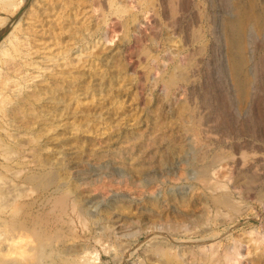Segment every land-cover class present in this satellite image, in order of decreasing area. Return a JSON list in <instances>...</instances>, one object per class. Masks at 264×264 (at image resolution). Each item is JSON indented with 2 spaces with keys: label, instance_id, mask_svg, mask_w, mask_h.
Here are the masks:
<instances>
[{
  "label": "rangeland",
  "instance_id": "374dc122",
  "mask_svg": "<svg viewBox=\"0 0 264 264\" xmlns=\"http://www.w3.org/2000/svg\"><path fill=\"white\" fill-rule=\"evenodd\" d=\"M50 1L0 0V264H166L173 254L152 243L188 240L208 217L223 245L247 242L245 261L261 252L264 73L242 97L213 52L226 0H188L180 25L159 0H75L76 39L69 12L44 11ZM58 30L73 60L52 59ZM248 176L250 197L232 186Z\"/></svg>",
  "mask_w": 264,
  "mask_h": 264
},
{
  "label": "bare ground",
  "instance_id": "6f19581e",
  "mask_svg": "<svg viewBox=\"0 0 264 264\" xmlns=\"http://www.w3.org/2000/svg\"><path fill=\"white\" fill-rule=\"evenodd\" d=\"M96 1V0H95ZM116 0H111L110 4H114ZM120 1V0H119ZM129 0H127L126 2H128ZM210 1V0H209ZM214 1V0H212ZM101 2V1H100ZM99 2V0H97L98 4H101ZM125 2V3H126ZM135 2V1H134ZM133 2V3H134ZM190 2V1H189ZM96 3V4H97ZM104 3V2H103ZM106 3V2H105ZM130 3V1L128 2ZM157 3V1L155 2ZM212 3V2H211ZM216 3V1H215ZM46 4V3H45ZM108 4V3H107ZM132 4V3H130ZM159 4L161 6V12L162 15H164V17L167 18H171L173 20H176L177 23H179V25L181 24V19L180 16L182 15V11H185L188 5V0H159ZM221 4V3H220ZM193 5V4H192ZM197 5V4H196ZM218 5V4H217ZM96 6V5H95ZM98 6V5H97ZM96 6V7H97ZM147 6H149V4H147ZM146 6V7H147ZM226 6L227 9H229L228 11L231 12V16H229V18L224 17V14H220L218 17H215V22H213L215 25V27H213L214 29H211L210 32H212V41H215L217 43L215 49L213 52L218 51L220 54L224 53L225 54V58H226V62L228 63L226 66L227 71L233 76L235 83H236V87L239 91V93L241 94L242 97H250L252 89L253 91L257 90V78L259 77V75H263L264 70H262V68H264V61H262V58L264 59V52L260 53L258 55V49H263L264 50V0H226ZM100 7V6H98ZM152 7V6H150ZM62 8V12H71L75 9L78 8V4L75 0H66V1H60V0H51L47 6L44 5V11L51 13L53 12V10H57V9H61ZM102 8V7H101ZM156 9V8H155ZM210 9V8H209ZM117 10V9H116ZM114 11V10H113ZM148 12V11H145ZM158 12V11H157ZM239 12V13H238ZM190 13V12H189ZM238 13V14H237ZM135 15V14H134ZM218 15V14H217ZM185 16V15H184ZM215 16V15H214ZM63 17V14H62ZM69 20L71 21V38L72 39H76L75 34H77V30L76 28L77 25H74V23L76 22V17H74L71 13L69 14ZM40 18V17H39ZM38 18V19H39ZM184 19V18H183ZM211 19V18H210ZM37 20V18H36ZM128 20V19H127ZM170 20V19H169ZM185 20V19H184ZM144 21V20H143ZM186 21V20H185ZM195 21V20H194ZM38 22V21H37ZM141 21H137L135 22V27L138 28L141 26ZM196 22V21H195ZM18 23V22H17ZM65 23V22H64ZM123 23V22H122ZM127 23V22H125ZM145 23H148L147 21ZM167 22L165 21V24ZM170 23V21L168 22ZM188 23V22H187ZM34 24V22H33ZM117 21H114V26L117 25ZM158 24V22H157ZM176 24V23H175ZM199 24V23H198ZM197 22L196 24H192L189 26L185 25L186 29H188L187 31V35L189 37V42L192 41V38L195 36L193 35V33H195L200 29V24L198 26ZM65 24H62L61 28L64 27ZM123 25V24H122ZM183 25V24H182ZM181 25V26H182ZM194 25H197L196 27ZM53 27H55V25H51ZM113 26V27H114ZM194 26V27H193ZM211 26V25H210ZM80 28V27H79ZM99 28V27H98ZM180 28V26L178 27ZM211 28V27H210ZM112 29V27H111ZM185 29V28H184ZM50 30V29H49ZM137 30V29H136ZM203 30V29H202ZM208 30V29H207ZM62 31V30H61ZM64 32V31H63ZM144 33V32H142ZM182 33V32H181ZM209 33V32H208ZM56 34V33H53ZM63 33H58L53 36V43L57 48V52L53 53L52 59L54 60H58L61 57V54L64 53V57L66 56V58H70L71 60H73V58L71 57L73 54V50L74 47L73 45H67L62 47V44L64 43V38L61 36ZM197 35V34H196ZM210 35V34H209ZM113 36V35H112ZM145 36V35H143ZM199 39V35H197ZM140 37V35H139ZM142 37V36H141ZM201 37V36H200ZM135 38H137L135 36ZM261 39V45L259 44V42H257L258 39ZM148 39V38H147ZM156 39V38H155ZM214 39V40H213ZM71 40V39H70ZM136 40V39H135ZM141 39L137 38V41ZM144 40V38L142 39ZM171 40V39H170ZM136 41V42H137ZM47 42V41H46ZM194 42V40H193ZM28 44V43H27ZM212 43H208V45H210ZM144 45V44H143ZM141 45V46H143ZM187 45V44H186ZM207 45V44H206ZM45 46V45H44ZM205 46V45H204ZM214 46V45H211ZM147 47V46H146ZM137 48V47H136ZM19 49V48H18ZM145 49V48H144ZM195 49V51H198L200 54L201 53V46L198 45L197 47L193 48ZM209 48H207L208 50ZM179 50V49H178ZM192 50V49H191ZM180 51V50H179ZM194 52L193 55H196L198 53L195 54V51L192 50ZM205 51V50H204ZM212 51V50H211ZM66 52V54H65ZM191 52V53H193ZM217 52V53H218ZM143 53V52H142ZM148 53V52H147ZM169 53V52H168ZM190 53V52H189ZM190 53V54H191ZM206 53V52H205ZM212 53V52H211ZM186 54V53H185ZM130 55V54H129ZM145 55V53L143 54ZM63 56V55H62ZM190 55H188L189 57ZM200 56V55H199ZM204 56V55H203ZM146 57V56H145ZM184 57V56H183ZM201 57V56H200ZM143 58V57H142ZM191 58V56H190ZM211 58V57H210ZM146 59V58H145ZM179 59H182L181 57ZM201 59V58H199ZM205 59V58H203ZM224 59V58H223ZM152 60V59H151ZM162 60V58H161ZM183 62V60H181ZM212 61V59H211ZM165 62V61H164ZM187 62V61H185ZM204 62V61H203ZM30 63V62H29ZM181 63V62H180ZM164 64V63H162ZM161 64V65H162ZM166 64V62H165ZM184 64V63H183ZM182 64V65H183ZM186 64V63H185ZM199 64V63H198ZM160 65V68H162V65ZM191 67V66H190ZM189 68V67H188ZM165 69V67H164ZM177 69V68H176ZM192 69V68H191ZM158 70V69H157ZM162 70V69H161ZM186 70V69H185ZM184 70V71H185ZM151 71V70H150ZM163 71V70H162ZM161 71V72H162ZM180 71V70H178ZM182 71V70H181ZM183 71V72H184ZM195 71V70H194ZM197 71V70H196ZM189 72V70H188ZM163 73V72H162ZM161 73V74H162ZM177 73V72H176ZM185 73V72H184ZM212 73V71H211ZM194 74V73H191ZM152 75V74H151ZM162 76V75H161ZM195 76V74H194ZM208 76V75H207ZM157 77V76H156ZM187 77V76H186ZM190 77V75H189ZM193 77V76H192ZM191 78V77H190ZM189 78V79H190ZM155 79V77H154ZM161 79V78H160ZM176 79V78H174ZM193 79V78H192ZM157 81V80H156ZM173 81V80H172ZM177 81V80H176ZM192 81V80H191ZM180 81H178L179 83ZM156 83V82H155ZM174 83V82H173ZM171 83V84H173ZM177 83V82H176ZM169 85V84H168ZM180 85V84H179ZM165 89L167 88L166 85ZM163 86V87H164ZM170 86V85H169ZM182 86V85H181ZM234 87V86H233ZM180 88V87H179ZM184 88V87H183ZM235 88V87H234ZM168 89V88H167ZM195 89V88H194ZM261 90V89H260ZM172 91V90H171ZM182 91V89H181ZM188 91V90H187ZM201 91V90H200ZM208 91V90H207ZM237 91V92H238ZM191 92V91H190ZM206 92V91H205ZM260 92V91H259ZM181 93V92H180ZM186 93V92H185ZM194 93V92H193ZM187 94V93H186ZM206 94V93H205ZM168 95V93H167ZM189 95V94H188ZM217 95V94H216ZM253 95V93H252ZM210 96V95H209ZM195 97V96H194ZM220 97V96H219ZM193 98V97H192ZM221 98V97H220ZM37 99V98H36ZM207 99V98H206ZM250 99V98H249ZM205 100V99H204ZM194 101V100H193ZM230 102V101H229ZM217 103V102H216ZM221 104V103H220ZM225 103H223L224 105ZM240 104V103H239ZM242 104V103H241ZM23 105V104H22ZM194 105V104H192ZM253 105V104H252ZM219 106V104H218ZM227 106V105H226ZM229 107V106H228ZM224 108V107H223ZM227 109V108H225ZM206 110V109H205ZM204 110V111H205ZM224 110V109H223ZM220 111V110H219ZM227 111V110H226ZM237 111V110H235ZM199 112V111H198ZM211 112V111H210ZM221 112V111H220ZM212 114V113H211ZM222 115L224 114L223 112L221 113ZM220 114V115H221ZM227 114V113H225ZM224 114V115H225ZM209 115V114H208ZM219 115V116H220ZM221 115V116H222ZM199 116V115H198ZM229 116V115H228ZM236 116V115H235ZM227 116H223V118H225ZM216 118V116H215ZM259 118V117H258ZM218 119V118H217ZM221 119V118H220ZM229 119H231L229 117ZM256 119V118H255ZM254 119V120H255ZM203 120V119H202ZM227 120V119H226ZM42 121V120H41ZM221 121V120H220ZM230 121V120H229ZM198 122V121H197ZM264 122V121H263ZM200 123V122H199ZM218 123V122H217ZM231 123V121H230ZM196 124V123H195ZM224 125V123H222ZM241 124V123H240ZM262 124V123H261ZM204 125V124H203ZM227 125V124H226ZM230 125V124H229ZM242 125V124H241ZM239 125V126H241ZM247 125V124H246ZM256 125V124H255ZM264 125V123H263ZM231 126V125H230ZM234 126V124H233ZM257 126V125H256ZM257 128V127H256ZM207 129V128H206ZM232 129H234L232 127ZM203 131V130H202ZM251 131V130H249ZM206 132V131H205ZM209 132V131H208ZM242 132V130H241ZM202 133V132H201ZM210 133V132H209ZM169 134V133H168ZM231 134V133H230ZM233 136V135H232ZM263 136V135H262ZM225 138V137H224ZM227 138V137H226ZM248 142V140H247ZM209 143V142H208ZM243 143V142H242ZM244 144V143H243ZM248 144V143H247ZM201 145V144H200ZM210 145V144H209ZM206 146V145H205ZM240 146V145H239ZM246 146V145H245ZM249 147V145H248ZM204 148V147H202ZM201 148V149H202ZM206 148V147H205ZM244 148V147H243ZM255 148V145H254ZM257 148V147H256ZM260 148V147H259ZM200 149V150H201ZM222 149V148H221ZM195 151V150H194ZM199 151V150H198ZM248 151V150H247ZM206 153V151H203V153ZM208 152V151H207ZM197 153V152H196ZM203 153L200 154L203 156ZM204 153V154H205ZM194 154V153H193ZM248 154H250L248 152ZM196 155V154H194ZM225 155V154H223ZM261 156V155H260ZM259 156V157H260ZM195 157V156H194ZM201 157V156H200ZM244 157V156H243ZM246 157V156H245ZM244 157V158H245ZM258 157V158H259ZM196 158V157H195ZM198 158V157H197ZM196 158V159H197ZM262 158V157H260ZM251 160V159H250ZM255 160V159H252ZM257 160V159H256ZM202 161V160H201ZM211 161V160H210ZM218 161V160H217ZM243 161V160H242ZM246 161V160H245ZM249 161V160H248ZM250 162V161H249ZM239 163V162H238ZM252 163V162H251ZM204 167V166H203ZM251 167V165H250ZM263 167V166H262ZM208 168V167H206ZM256 168V167H255ZM230 169V168H229ZM232 169V168H231ZM242 169V167H241ZM207 170V169H206ZM260 170V169H259ZM197 171V170H196ZM201 171V170H200ZM228 171V170H227ZM245 171V169H244ZM205 172V171H204ZM207 172V171H206ZM211 172V171H210ZM229 172V171H228ZM231 172V171H230ZM236 172V171H235ZM246 172V171H245ZM201 173V172H200ZM203 173V171H202ZM209 174V173H208ZM231 174V173H230ZM229 174V176H230ZM249 175V174H248ZM200 176V175H199ZM228 176V177H229ZM232 177H234V175L231 174ZM261 176V175H260ZM202 177V176H201ZM206 177V176H205ZM208 177V176H207ZM238 177V176H237ZM245 177V176H244ZM263 177V176H262ZM248 182H242L239 179H237L236 177L233 178L235 180H233V189L236 192H239L240 194H243L245 196V194L248 196L251 193V186H250V182L252 181L253 178L249 177ZM232 179V178H230ZM229 179V180H230ZM203 180H204V176H203ZM201 181V180H200ZM204 182V181H203ZM218 182V181H217ZM258 182V181H256ZM206 183V182H205ZM232 183V181H231ZM209 184V183H208ZM264 184V183H263ZM205 185V184H204ZM253 185V184H251ZM211 186V185H210ZM209 187V186H208ZM9 189V188H8ZM21 189V188H20ZM261 190V189H260ZM1 191V190H0ZM256 191V190H255ZM17 193V192H16ZM228 193V192H227ZM5 193L0 192V199H2L0 202V205H4L5 201H3ZM232 195V194H231ZM217 196V195H216ZM253 196V195H252ZM255 196V195H254ZM219 197V196H218ZM227 197V196H225ZM250 197V195H249ZM6 199V198H5ZM215 200V199H214ZM219 200V199H218ZM217 201V200H216ZM231 201V200H230ZM8 202V201H7ZM6 202V203H7ZM66 203V202H65ZM237 203V202H236ZM63 204V203H62ZM226 204V203H225ZM64 205V204H63ZM228 205H231L230 203ZM235 205V204H234ZM235 208V207H234ZM219 209V207H218ZM217 209V210H218ZM236 209V208H235ZM238 210V209H237ZM227 211V210H226ZM237 212V211H236ZM211 213V211H210ZM238 213V212H237ZM222 214V213H221ZM231 215V214H229ZM228 215V216H229ZM210 216V215H209ZM206 218V217H205ZM204 218V219H205ZM216 218V217H215ZM233 218V217H232ZM218 220V219H216ZM220 220V219H219ZM230 220V219H229ZM181 221V220H180ZM203 221V220H201ZM176 222V221H175ZM230 222V221H229ZM228 223V221H227ZM204 225H202V227L204 226V229L201 233H192L190 234V238L188 240H183V239H177V238H173L170 241H166L164 239H161L160 241L156 240L157 242L152 243L153 247L151 248L155 255L160 254H173L174 259L176 260H172V261H166V264H169V262L174 263V264H251V262H254L256 264H264V249H260L261 252H259L258 254L254 255L253 257L247 259L249 260L248 262L245 261V257L247 255H249L250 253V248L248 246H246L245 243H247L240 238V239H230L231 241L228 243H225L224 245L222 244V240L220 239V237L222 236V234H220L219 229L217 230L216 228H218L219 224L217 223V221H215L214 218L212 217H208L205 221H204ZM211 224L212 227L209 225ZM223 222L221 223L222 226ZM231 224V223H230ZM174 225V224H173ZM196 225V224H195ZM194 225V226H195ZM199 226V224H198ZM214 226V227H213ZM196 227V226H195ZM193 227L195 230L196 228ZM176 228V227H175ZM193 229V230H194ZM253 229V228H252ZM191 231V230H190ZM198 231V230H197ZM199 232V231H198ZM244 232V231H243ZM253 232V231H252ZM139 233V232H138ZM255 234V238L254 241L256 242V246H254L255 248H259L261 247L260 244L258 243L260 240L259 236H256V233L253 232ZM163 234V233H162ZM174 235V234H173ZM192 235V237H191ZM225 235V234H224ZM21 237V236H19ZM168 238V236H167ZM225 238V237H224ZM233 238V237H232ZM253 238V237H252ZM252 238H250L249 240H251ZM2 239V238H1ZM155 239V238H154ZM160 239V238H159ZM21 241L23 239H20ZM10 241V240H9ZM19 241V240H18ZM228 241V240H227ZM263 241V240H262ZM29 242V241H28ZM32 242V241H31ZM13 243V242H12ZM33 243V242H32ZM258 243V244H257ZM261 243V242H260ZM30 244V243H29ZM262 245V244H261ZM36 246V245H35ZM41 246V245H40ZM43 247V246H42ZM244 247V248H243ZM146 248V247H145ZM253 248V247H252ZM17 250V249H16ZM40 250V248H39ZM151 250V251H152ZM28 251V250H27ZM44 251V250H42ZM13 251L11 254V257L14 261H16L17 258H19V255ZM33 252V251H32ZM37 252V251H36ZM26 253V252H25ZM28 253V252H27ZM125 253V252H124ZM30 254V253H29ZM253 263V264H254ZM57 264V263H56Z\"/></svg>",
  "mask_w": 264,
  "mask_h": 264
}]
</instances>
